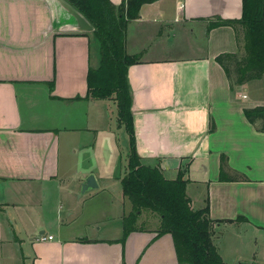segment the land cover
<instances>
[{
    "label": "crops",
    "instance_id": "1",
    "mask_svg": "<svg viewBox=\"0 0 264 264\" xmlns=\"http://www.w3.org/2000/svg\"><path fill=\"white\" fill-rule=\"evenodd\" d=\"M242 1L144 4L126 32L128 54L141 59L127 77L143 163L169 179L187 166L186 193L194 209L209 205L223 260L264 264V132L244 112L264 101L249 84L231 91L216 60L239 51L235 29L209 30L217 16L241 18ZM89 33L58 0H0V264H180L171 233L135 230L117 241L123 226L110 236L74 211L65 217L76 195L90 193H80L89 174L99 183L89 197L107 193L113 177L94 161L125 129L115 98H87L89 68L100 64ZM222 154L236 181L220 178Z\"/></svg>",
    "mask_w": 264,
    "mask_h": 264
},
{
    "label": "trees",
    "instance_id": "2",
    "mask_svg": "<svg viewBox=\"0 0 264 264\" xmlns=\"http://www.w3.org/2000/svg\"><path fill=\"white\" fill-rule=\"evenodd\" d=\"M66 1L94 26L92 34L98 45L100 64L89 68L87 98H115L119 123L124 125L129 135L127 171L121 181L123 194L131 202L132 208L124 215V237L117 241H124L135 230H146L139 224V219L143 213L153 212L160 215L159 226L155 228L157 237L172 234L180 264H228L213 242L211 226L216 221L211 218L209 205L194 209L186 193L189 182L185 178L187 166L179 171L176 178L169 179L158 166L143 163L138 152L127 74L130 65L139 63L141 59L139 54H128L126 32L129 21L139 18L142 6L156 0H125L118 6L111 0ZM242 4L241 18L226 20L217 16L209 21V30L219 26L235 29L239 51L216 56L233 92L236 86L264 76V0H243ZM241 49L244 51L243 57L238 55ZM244 112L247 120L264 132V104L245 107ZM211 127V130L216 128L214 123ZM220 161V178L236 181L239 174L230 173L226 154L221 155ZM241 177L248 180L245 176ZM239 218L246 220L244 216Z\"/></svg>",
    "mask_w": 264,
    "mask_h": 264
},
{
    "label": "rangeland",
    "instance_id": "3",
    "mask_svg": "<svg viewBox=\"0 0 264 264\" xmlns=\"http://www.w3.org/2000/svg\"><path fill=\"white\" fill-rule=\"evenodd\" d=\"M241 37H242V28L240 27ZM92 39L93 46V58L98 53V45L95 42L96 39L93 36L92 32L89 33ZM186 48V47H185ZM99 55V54H98ZM240 57H243L244 51L241 49L238 54ZM235 74V73H234ZM237 75V74H236ZM234 75V77L236 76ZM249 84L250 92H255L259 99L264 101V76L261 79H253L252 81L245 83ZM244 84V85H245ZM264 103V102H263ZM119 134V138L116 144L112 146H116L117 148H111L106 151L104 161L100 157H97L94 161V165L99 168L104 174L112 176L111 180L106 179L107 181V193H103L101 190H98L99 194L95 196H91L94 189H90V193L81 196L79 198V194L76 195L74 200V210H68L65 213V217L72 211H74L73 219L79 218L83 220L85 225L91 226L90 228L95 233H101L113 236L115 235L117 229L123 226V216L122 213L124 211H128L132 208V204L128 198L123 197L122 195V184L117 180L116 176L120 172L121 169H124L127 163V157L130 151L129 146V135L125 129H122L117 132ZM82 191V187L80 193ZM104 200V201H103ZM193 206V204H192ZM194 208V207H193ZM143 216L139 219V224L144 226L145 229H155L159 226L160 223V215L153 212H145L142 214ZM81 217V218H80ZM214 224V223H213ZM100 227L98 231L97 228ZM214 225L211 226V231ZM213 238V231H212ZM243 262H248L250 264H261V262H253L251 259L241 260Z\"/></svg>",
    "mask_w": 264,
    "mask_h": 264
},
{
    "label": "water",
    "instance_id": "4",
    "mask_svg": "<svg viewBox=\"0 0 264 264\" xmlns=\"http://www.w3.org/2000/svg\"><path fill=\"white\" fill-rule=\"evenodd\" d=\"M61 8L66 11V13L71 17L73 21V26H75L76 30H80L82 32H92L94 30V26L87 20V18L78 10L73 8L66 0H58ZM99 183L96 180V177L93 173L89 174L82 181V193L90 190V189H98ZM239 264H250L248 262L240 261ZM255 264V263H253Z\"/></svg>",
    "mask_w": 264,
    "mask_h": 264
},
{
    "label": "built area",
    "instance_id": "5",
    "mask_svg": "<svg viewBox=\"0 0 264 264\" xmlns=\"http://www.w3.org/2000/svg\"><path fill=\"white\" fill-rule=\"evenodd\" d=\"M53 235H51V234H48L47 236H41V240H43V241H46L47 239H53Z\"/></svg>",
    "mask_w": 264,
    "mask_h": 264
}]
</instances>
